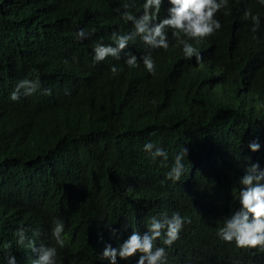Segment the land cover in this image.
<instances>
[{"label":"trees","instance_id":"obj_1","mask_svg":"<svg viewBox=\"0 0 264 264\" xmlns=\"http://www.w3.org/2000/svg\"><path fill=\"white\" fill-rule=\"evenodd\" d=\"M142 2L129 10L138 14ZM129 3L0 0V264L9 242L18 264L35 259L27 240L16 243L20 226L36 247L54 246V218L66 223L57 264H108L100 256L106 244L116 247L133 230L146 231L151 216L173 211L190 223L167 248L168 264H264V252L216 237L239 206L244 167H264V146L247 148L253 140L264 145V6L230 0L227 14L217 13L222 29L194 45L201 63L186 59L169 31L166 51L137 38L119 60L94 64L96 42L134 31L116 11ZM245 10L261 16L255 34ZM79 29L95 32L77 40ZM148 52L155 75L142 63L124 65L128 54L139 59ZM112 64L123 68L116 77ZM37 76L39 92L10 100L19 80ZM48 88L51 95H44ZM149 141L169 152V165L188 149L181 181L165 180L168 168L143 151ZM156 243L167 247L162 238Z\"/></svg>","mask_w":264,"mask_h":264},{"label":"clouds","instance_id":"obj_2","mask_svg":"<svg viewBox=\"0 0 264 264\" xmlns=\"http://www.w3.org/2000/svg\"><path fill=\"white\" fill-rule=\"evenodd\" d=\"M167 4L166 10L162 5ZM257 3L264 6V0H257ZM230 0H143L137 13L129 10L135 7V0L125 6V10L119 12L123 23H131L134 31L125 34L113 32L112 43L105 44L103 40L96 42L92 48L94 53L92 60L94 64H99L107 58L116 60L121 58V54L128 48L130 42L134 43L139 38L145 45L153 49L168 50L170 47L169 31L171 38L175 40V47L181 48L186 59L195 57L197 63L203 61L200 50L194 46L207 38L215 35L222 29L218 12L227 14ZM160 13L163 16H160ZM244 18L251 20V32L255 34L261 25L259 13L250 10L244 11ZM95 32L79 29L74 35L77 40L88 39ZM255 39V35L253 36ZM142 63L144 69L152 75L156 74L157 65L151 52L142 55L139 59L135 54H128L124 60V65L129 69H135ZM111 74L116 77L123 71L120 65L112 64L109 67ZM42 89L39 76L35 79L24 78L17 82L15 89L10 93V100L17 102L22 96H32ZM44 95H51V89H43ZM259 140L250 141L247 148L255 153L261 150ZM143 151L149 155L153 163L159 162L162 167L168 168L165 180L174 184L181 181L186 172L185 158L188 160V149L183 146L174 155L172 163L169 165V152L158 144L149 141L144 144ZM239 191L236 194L238 208L228 215L222 226L216 230V237L220 241L234 244L238 249L264 252V167L259 162L250 163L244 167V174L239 178ZM190 223L179 211H173L169 216L167 213L153 215L149 218L146 231L141 233L133 230L127 239L119 242L116 247L106 244L101 259L107 260L108 264H117L118 258L129 261L136 258V264H168L167 248H171L180 239V233L185 223ZM113 237L117 236V230L108 225ZM66 223L63 219L54 218L51 227V238L54 246L41 243L39 247L35 242L28 240L27 231L24 226H20L14 232L16 243L31 248L36 254L32 264H57V248L66 246L65 238ZM163 240V245L158 246L157 241ZM11 242L6 245L8 254L5 257L6 264H18L17 257L11 253Z\"/></svg>","mask_w":264,"mask_h":264}]
</instances>
